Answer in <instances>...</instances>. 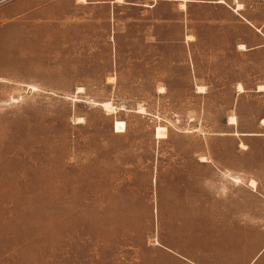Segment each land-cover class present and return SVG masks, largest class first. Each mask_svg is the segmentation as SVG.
<instances>
[{
  "label": "rangeland",
  "instance_id": "1",
  "mask_svg": "<svg viewBox=\"0 0 264 264\" xmlns=\"http://www.w3.org/2000/svg\"><path fill=\"white\" fill-rule=\"evenodd\" d=\"M109 1L0 0V264H264V0Z\"/></svg>",
  "mask_w": 264,
  "mask_h": 264
},
{
  "label": "crops",
  "instance_id": "2",
  "mask_svg": "<svg viewBox=\"0 0 264 264\" xmlns=\"http://www.w3.org/2000/svg\"><path fill=\"white\" fill-rule=\"evenodd\" d=\"M95 3H99V2L97 1ZM104 3H110L113 5L126 4L132 7H138L141 9H151V10H155L163 4H176L179 7L182 6V8L180 9L181 11L180 13L186 14L187 16H189L188 7H190L191 5L203 4V5H211V6H225L230 10L234 11L238 16H240L245 23H248L254 28H256L248 18L243 16L242 11L244 10L245 5L240 3V0H234L233 5L230 3L229 0H123V3H118L116 2V0H112ZM239 5L242 6L240 10H238Z\"/></svg>",
  "mask_w": 264,
  "mask_h": 264
},
{
  "label": "bare ground",
  "instance_id": "3",
  "mask_svg": "<svg viewBox=\"0 0 264 264\" xmlns=\"http://www.w3.org/2000/svg\"><path fill=\"white\" fill-rule=\"evenodd\" d=\"M116 2H118V3H123V0H116ZM238 8L241 9L242 6L239 5ZM240 47H241L242 49L246 50V47H245L244 45H241ZM80 90H81V89H80ZM199 90L204 92V88H199ZM238 90H239L241 93L244 92V88H243V86H242L241 84L238 86ZM260 91H262V87H260ZM102 105H103V106H106L109 110H111V109L113 108L111 103H103ZM114 110H115V109H114ZM80 121H81V120H80ZM229 123H230L231 125H237V118H236L235 116L230 117ZM254 184H255V183H253V185H254ZM255 185H256V184H255Z\"/></svg>",
  "mask_w": 264,
  "mask_h": 264
}]
</instances>
